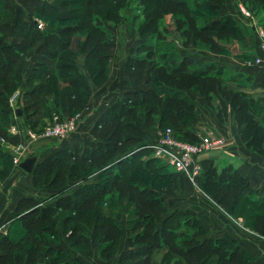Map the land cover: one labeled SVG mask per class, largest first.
Wrapping results in <instances>:
<instances>
[{"label": "trees", "instance_id": "trees-1", "mask_svg": "<svg viewBox=\"0 0 264 264\" xmlns=\"http://www.w3.org/2000/svg\"><path fill=\"white\" fill-rule=\"evenodd\" d=\"M120 1L85 0L81 3L84 12L66 17L59 14L50 0H20L21 7L31 17L41 15L48 20L42 12L47 8L53 10L58 25L40 29L34 20L15 19V5L9 0H0V149L2 142L11 145L20 142L18 134L11 132L10 98L21 85L26 59L41 51L56 59L57 74L49 76L53 80L51 91L66 94L71 113L83 110L90 92L74 55L80 53L89 60V70L97 69L94 77L104 75L109 42L101 26L103 21H118V12L111 14L110 9H118ZM222 2L203 0L198 6L194 5L206 8L213 17ZM190 4L189 0L150 1L144 10L149 30L158 29L160 20L171 15L175 30L184 38L183 47L202 44L214 54L225 51L221 41L239 38L232 18L203 21ZM89 18L92 25L82 30L84 21ZM152 56L151 53L128 56L127 78L122 81L123 85L132 86L145 81L147 88L129 93L107 108L92 126L90 135L81 142L59 149L35 164L30 173L32 185L56 190L55 195H59L51 202L33 197L18 199L12 218L4 223L6 233L0 234V264H37L45 253L50 256V264H83L70 250L87 251L98 239H101L100 257L110 260L117 254L119 264H167L173 256L182 264H250L249 255L235 240L228 236L203 238L202 222L187 214L188 209L168 212L162 195L129 174L135 166L145 169L147 165V160L140 163L133 156L135 152L132 153L138 147L141 151L143 144L153 138H145V129L163 125L183 140H196L183 131L185 122L193 118L194 104L185 93L191 89L203 97L219 122H226L230 111L233 112L241 129V140L258 153L264 151V127L255 119L252 106L244 96L224 84L220 67L211 63L197 67L191 57L180 58L175 52L162 54L159 62H153ZM44 90L48 89L41 81L23 94L21 111L27 121L39 110ZM142 149L152 153L147 147ZM127 159L130 163L127 162L122 172L119 164ZM0 164V177L4 178L12 168V158L1 154ZM108 169L114 171L102 181L89 180L83 184L80 181L93 171L103 175ZM201 171L212 202L228 214L244 218L247 227L264 236L261 205L243 195L249 185L248 178L232 166L220 172L212 166H203ZM68 185L71 192L62 194L61 190ZM106 196L121 199L130 209L125 224L121 214L102 211ZM174 216L177 222L172 224ZM180 226L184 230L178 234L176 229ZM58 227L67 248L59 249L54 244ZM88 227L92 228L91 235L86 234ZM123 233L126 247L117 250ZM162 249L164 253L158 262L155 254Z\"/></svg>", "mask_w": 264, "mask_h": 264}, {"label": "crops", "instance_id": "crops-1", "mask_svg": "<svg viewBox=\"0 0 264 264\" xmlns=\"http://www.w3.org/2000/svg\"><path fill=\"white\" fill-rule=\"evenodd\" d=\"M239 7H241L242 10L247 9L250 16H245ZM226 17L232 18L237 26L239 38L221 41L225 50L223 53L214 54L207 49V52L204 53L205 55L202 54V56H197L191 51L190 47L185 49L178 48L179 57H191L197 67L206 63H211L220 67L224 76L225 85L228 88L240 92L244 96L252 106L255 119L264 127V65L256 64L254 61L255 58H264V53L260 48L262 40L261 33H264V3L261 0H223L221 7L217 10V14L211 19H222ZM132 47L131 45L128 48ZM80 55L81 62H79L77 56H75L74 59L80 73L85 78L90 96L83 108L84 110L87 107V111L86 109L85 111H81L82 117L78 122L77 129L65 138H53L50 142L37 144L38 146H35L37 148L30 145L25 147L26 150L21 153L20 162L27 157L35 156L37 158V163L59 149L73 146L81 142L85 137L90 135L92 126L107 108L116 102H120L121 99L123 100L129 93L139 92L147 88L146 85L130 88L121 85L122 81L126 79L124 77V57L123 62H121V68L120 66L117 67L116 70H113L111 66L109 68V78L113 71L114 73L117 72L118 75L121 74L120 70L122 71L123 76L119 80L120 86L114 87L107 84L102 87H95L90 84L82 69V59L85 58V56L83 54ZM38 64L46 68L45 73H43V76L45 75L44 78H39L40 82L42 81L46 84V77L57 74L56 59L50 58L45 51H41L37 55L27 58L21 71V85H19L15 91L18 92L19 100L23 97V93L30 90V88H23L22 84L27 81L29 75L33 73ZM22 91L23 93L21 94ZM185 93L194 104V122L189 126L183 127V131L186 133L187 137L197 139L202 133L208 130L212 132L214 136H217L216 138L222 139L223 137L226 140L223 147L214 148L199 154L196 157L197 165L200 166L201 170L203 166H212L217 172H220L227 166H232L241 175L248 178L249 185L243 193L244 197H249V199L257 201L258 205L262 207L259 212L264 213V151L258 153L247 147L241 140V129L236 123L233 112L230 111L226 122H219L215 116L214 110L206 105L203 97L192 89L187 90ZM48 94V90H44L41 96V106L37 112L31 114L29 121H27L25 116H17L15 114V119H11V126L15 128L16 133L19 132L18 136L21 141H23L22 139L24 137L28 138L27 135L31 129L40 128L48 119L47 108L52 100ZM20 101L21 103L17 102L15 105L13 104L12 108L21 109L23 100ZM1 154L9 155L13 160V146L2 142L0 155ZM43 193H45L44 190L32 185L31 174L21 169L19 164H15L10 173L3 179H0V225L8 222L12 218L15 205L21 197H33L38 200L47 199V201L50 202L56 198V193L52 192L51 195L48 196L42 195ZM192 207L182 206V209L192 208L193 212H196V217L203 225L207 226L208 230L205 233L206 235L202 236L203 238L208 237L217 239L228 236L235 240V242L249 255L250 264H264V236L253 231V233L247 231L243 232L241 229L235 228L234 225L228 221L223 223L220 222V224L215 214L202 211L194 205ZM179 209H181V207ZM221 210L223 211V209ZM222 219L224 218L222 217ZM57 230L58 233H60L59 227ZM122 236L125 237V233H123ZM55 246L56 248L62 249L67 248L68 244L63 239L61 245L57 244ZM125 247L126 237L125 246L122 249ZM78 258L84 262L80 257ZM49 259L50 256L45 253L43 256H40L37 264H43V261L48 262Z\"/></svg>", "mask_w": 264, "mask_h": 264}, {"label": "rangeland", "instance_id": "rangeland-1", "mask_svg": "<svg viewBox=\"0 0 264 264\" xmlns=\"http://www.w3.org/2000/svg\"><path fill=\"white\" fill-rule=\"evenodd\" d=\"M9 1L12 4H14L16 7L15 19L21 20L22 22L23 21L31 22L32 20H34L37 24L41 25V26L38 25V28L40 29H43L45 27L54 28L55 26L58 25V22L55 20V16H53L54 14L53 10L49 8H47L46 10H43L42 12L43 14L47 15L46 17L48 18V20H46V18L44 16L42 17L41 15H35V17H31L28 14H26L20 5V0H9ZM150 1L152 0H122L119 3L118 9L116 10H114V8L110 9L111 14L112 12H115V11L118 12V15H117L118 21L117 22H113V21H103L102 22L101 27H103V29L106 30V40H108L109 42L108 60H107L106 71L104 75L102 76L97 75L96 77H94L95 74L97 73V69L96 71L93 69L90 71L89 65H88L89 60L85 58L82 59V67H83L82 69L84 70L85 75L87 76L88 81L90 82L91 85L95 87H102L108 84L114 87H119L120 86L119 80L123 76L122 71L120 70L121 72L120 75H118L117 72L114 73L113 71L111 74V77L109 78V68L110 66L113 70H116L117 67L119 66L121 68V62H123V57L125 58V66H126L127 58L130 55L141 57V56H146L147 54L151 53L153 54L151 60L153 62H159L161 61L162 54H170L172 52H175L176 55H179L178 50L180 48L185 49L189 47L191 51L195 53L197 56L198 55L202 56V54L205 55L204 53L207 52V46L205 45L198 44L197 46L195 45H190L189 47L182 46V41L184 40V38L180 35V33L177 30H175L174 17H172L171 15H166L162 18V20H160L158 29L149 30V23L146 22V12L144 10H145V7L149 5ZM189 1L191 2L190 8L194 10L195 14L201 16V20L205 21L207 19L210 20L212 18V15H210V13L206 10V8L204 7L195 8V5L198 6L197 3L201 4L203 0H189ZM50 2L52 5L57 6V11H59V14H63V16L66 15V17L75 15V14L76 15L81 14L82 12H84V9H85L83 4H81V3H84L85 0H50ZM75 2L78 4L77 5L73 4ZM70 3L72 5H70ZM239 8L243 12L242 8L241 7ZM244 10H247V9H244ZM87 14L88 12L86 13V16ZM216 14L217 12L215 13V15ZM87 19L83 23L84 26L82 30H87L92 25V21L90 20V18H89V21ZM69 21L76 23V24L79 23V21H76V20H72V21L69 20ZM48 22H52L53 25L51 26V24H49ZM131 45L133 47L128 48ZM75 56H77L79 59V62H81L80 53L77 55L75 54L74 57ZM44 68L45 67L43 65L37 66L36 69L33 71V73L29 75V78L27 79V81L22 84V87L23 88L36 87L40 82L37 76L40 75L43 78L45 76V75L43 76V73H42L43 71H45ZM124 77L127 78L125 73H124ZM46 78H47L46 86L49 92L48 95L52 99L47 108V118L48 119L46 120L44 124L41 125L40 128L31 129L30 130L31 132H36V133L41 132L43 129H45L51 124L54 116H57L61 120H65V121L68 120L70 117L77 116L78 120H80L82 117L81 112L71 113L69 111L68 100H67L66 94L56 93V92L51 91L50 88H51V83L53 80H51V78L49 77H46ZM224 84H225V80H224ZM121 85L124 87L130 88V87H140V86L146 85V83L145 81H142L140 84L134 85V86L123 85V83ZM146 86L148 87V85ZM22 93L23 91L21 92V94ZM11 98L12 99L10 102L9 110L11 112V119H15L14 118L15 108H12V105L13 104L15 105V103L17 102L21 103L20 100H23V97H21L19 100L18 92H15L13 93ZM136 106H139V105H136ZM85 109L87 111V107ZM85 109L82 111H85ZM189 121L187 120V122H185L184 127L192 124L194 122V119L192 118ZM160 135H163V136L169 135L170 138H176L177 140H183L179 136H177V134H175L172 130L167 131V127L163 125H159V126L156 125V126H153V127H150L144 130V136H146L145 137L146 139L155 137V136H160ZM27 136L28 138L24 137L22 139L23 140L22 142L25 147H28L29 145L32 147H35V146H38L37 144H43L45 142H50V140L54 138V137H51L48 139H44V138L33 139L30 137L29 132ZM201 136L212 137V139L217 137V136H214L213 133L208 130L202 133ZM199 138H197L195 141H192V142L193 143L198 142ZM146 139L144 141H146ZM221 140L222 142L219 145L223 147L226 143V140L223 137ZM213 148H211V150ZM138 149L139 147L132 152V153L135 152L133 156L137 157L140 163H142V161L144 160H147V165L145 166V169H143V166L141 168L139 166L138 167L135 166L129 174L137 176L139 178L138 183L143 184L145 187L149 188L154 193H159L160 195H162L164 197V200H165L164 203L167 207L168 212H172L175 209H179L180 207L182 209V206L192 207L194 205L200 208L202 211H208L211 214H215V217L216 219L219 220V223L228 221L229 223L234 225L235 228L239 230L241 229L243 232L247 231L249 233H253L252 230L247 227V224L244 218L230 215L224 210L222 211L220 208H218L216 204L212 202V200L209 197L208 190L205 186V183H204L205 181H204V178L202 177L203 173H201L202 172L201 170H199L198 173L194 176V179H192L188 177L186 174L176 171V169H174L173 166L170 165L167 161H164L163 159H159L155 157L152 153L144 151L142 147L140 148L142 152ZM127 162L130 163V160L127 159L126 162L119 164V168L122 172L126 170L125 166L127 165ZM14 165L15 163L12 162V169L14 168ZM11 170H9V173ZM113 171H114L113 169H108V171L103 175H100V173L97 171L96 172L93 171L89 173L87 177L81 179L80 181L82 184L88 182L89 180L90 181H102L103 178H106L107 176H111ZM1 173H4V170H2ZM3 175L5 176L7 175V173ZM0 178H3V177H0ZM40 189L44 190L45 193L42 194L44 196L51 195L52 192L56 193V190H53V189H46V188H40ZM61 191L63 192L62 194L71 192L70 185H68L67 188ZM58 195L59 194H57L56 197ZM105 198H106L105 199L106 204L101 206V208L103 209L102 211L106 213L108 212L110 214H121L122 220H123L122 223L125 224V220H126L127 214H129L130 212V209H128V207L126 208L125 206L126 204L124 203V201L118 198H112L110 196H106ZM192 208H188L189 211L187 214H192L196 216L195 215L196 212L194 213ZM246 208L250 209L249 205H247ZM221 216L224 219H222ZM159 221L160 220H158V223H160ZM181 221L183 220L180 219V222ZM171 222L172 224H175L177 222V217L174 216ZM203 226L205 228V233H206L208 228L206 225H203ZM183 230H184V227L180 226L179 228L176 229V232H178L179 234ZM188 232H191V231L188 230ZM205 233H203L202 236L206 235ZM86 234L87 235L92 234L91 227L87 228ZM121 237L122 238L119 241L117 250H120L125 246V237L124 236H121ZM63 239H64L63 235L60 233H57V235L54 237V240H55L54 244L61 245V242ZM100 241L101 239H98L97 244L92 245L91 248L87 251L71 249L70 250L71 254L74 257H80L84 261L83 264H119L117 254H115L110 260H105L100 257L99 255V248L101 246ZM163 253H164L163 249L156 252L155 258L158 262H160L161 256ZM49 262H50L49 260L48 262L43 261V264H50L51 262L50 263ZM167 264H182V262L181 260H179V258L173 256V258L170 259V261H168Z\"/></svg>", "mask_w": 264, "mask_h": 264}, {"label": "built area", "instance_id": "built-area-1", "mask_svg": "<svg viewBox=\"0 0 264 264\" xmlns=\"http://www.w3.org/2000/svg\"><path fill=\"white\" fill-rule=\"evenodd\" d=\"M243 14L247 17L250 16L248 10L243 9ZM41 26L40 24H38ZM262 40L260 48L264 53V33H261ZM256 64L264 65V58H255ZM10 98V102H11ZM78 117H70L68 120H61L57 116L53 117L51 124L43 129L41 132L29 131L30 137L33 139L51 137L62 139L70 133L74 132L78 127ZM171 129L167 127V131ZM11 132L16 133L15 128L11 126ZM20 138V137H19ZM222 142L221 138H213L207 136H200L199 141L196 143L188 142L184 140H177L176 138H170L169 135L155 136L143 144L142 147H147L152 150V154L167 161L178 172L186 174L188 177L194 179V176L201 170L200 166L196 163V157L204 153L211 148L221 147L219 144ZM14 148L13 162L15 164L20 163L21 153L26 150L22 141L16 145H12ZM213 148V149H214ZM6 233V224L0 225V234Z\"/></svg>", "mask_w": 264, "mask_h": 264}, {"label": "water", "instance_id": "water-1", "mask_svg": "<svg viewBox=\"0 0 264 264\" xmlns=\"http://www.w3.org/2000/svg\"><path fill=\"white\" fill-rule=\"evenodd\" d=\"M14 112H15V115L17 116L22 115V111L20 108H15ZM36 160L37 158L35 156L27 157L22 162L19 163V167L23 169L24 171H26L27 173H32L35 167V164H36Z\"/></svg>", "mask_w": 264, "mask_h": 264}]
</instances>
